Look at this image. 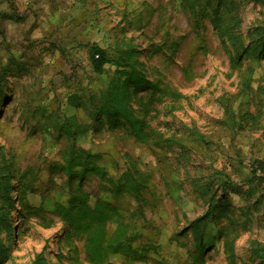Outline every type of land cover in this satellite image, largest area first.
Segmentation results:
<instances>
[{
	"label": "rangeland",
	"instance_id": "rangeland-1",
	"mask_svg": "<svg viewBox=\"0 0 264 264\" xmlns=\"http://www.w3.org/2000/svg\"><path fill=\"white\" fill-rule=\"evenodd\" d=\"M230 1L237 7L226 5L221 13L231 24L241 19L236 33L244 36L243 50L251 46L249 30L264 24V0ZM209 2L218 4L0 0V163L12 165L15 186L9 214L14 235L0 234L9 249L0 264H51V258L54 264H88L83 239L67 235L53 211L74 187L107 197L126 221L137 207L96 175L68 182L59 164L74 141L56 127L68 118L76 126V148L99 154L108 178L126 170L145 177L148 205L145 219L137 217L136 245L152 251L136 264H195L193 239L182 231L201 216L217 236L206 264H264L251 252L252 241L264 243V169L260 183L249 184L253 169L264 167V54L239 57L230 44L226 49L204 14L212 12ZM93 44L113 57L128 44L139 48L133 58L142 56L144 72L164 89L154 96L141 91L132 102L149 125V142H138L125 124L111 129L95 120L94 94L116 67L110 63L103 76L94 73ZM28 203H41L43 211L29 214L22 209ZM115 229L109 226L110 235ZM124 261L114 255L107 264Z\"/></svg>",
	"mask_w": 264,
	"mask_h": 264
},
{
	"label": "trees",
	"instance_id": "trees-1",
	"mask_svg": "<svg viewBox=\"0 0 264 264\" xmlns=\"http://www.w3.org/2000/svg\"><path fill=\"white\" fill-rule=\"evenodd\" d=\"M229 4L237 7L236 2L218 0L215 7L210 2L208 3L212 8V12L204 10L205 16L211 20L223 46L226 48L230 44L239 57L243 54L246 56H262L264 54V24L252 27L249 30L247 37L251 38V46L244 47L241 50L244 46L242 45L244 36L236 33L241 19L237 16L234 18L235 23L231 24L227 22L223 13H221L222 8ZM129 46L128 44L126 49L119 50L117 57H113L107 49L98 44L90 46L89 57L94 73L103 76L106 73V65L110 63H113L116 67L113 75L103 81L102 89L94 94L96 101L92 112L96 121L107 124L111 129L125 124L130 134L138 142L147 143L151 138L149 125L144 117L137 115L132 102L135 95L140 94L141 91H150L154 96L157 93H163L164 89L159 86L158 82L148 78L143 69L145 63L143 59L141 60L142 56L136 60L133 58L141 50L135 46ZM226 52L232 55L229 49ZM141 98L142 96L137 98L139 104L142 101ZM231 120L235 123L234 118ZM56 127L74 141L63 155L62 163L59 164L60 169L66 173L70 184L77 179L81 180L86 175H96L105 183L107 181L113 183L110 191L115 196L128 195L134 198L137 203L136 208L129 209V217L126 221L122 210L108 200L107 197L93 195L81 186L74 187L68 193L66 200L57 201L54 204L53 211L65 224L66 234H75L83 239V250L88 264H107L114 255H123L125 264H127V260L131 261V264L146 261L152 248L136 245L141 235L136 223L138 218L145 219L144 207L148 205V201L144 196V192L148 188H145L142 184L145 177L136 170H126L118 179L108 178L106 168L96 161V158L100 156L99 154H91L76 148V126L72 118L57 123ZM11 169L12 165H1L0 163V201L2 202L0 205V234L7 231L9 239L14 235L9 221L10 206L12 207L14 204L10 191L15 188L10 182ZM261 169H264V167L260 163L253 169L250 185L260 183L256 181L263 179L262 175L258 174ZM5 170L9 171L10 175H7ZM22 209H27L29 214H37V212L43 211V206L41 203L38 206L28 203L25 207L22 206ZM114 223L116 229L110 235L109 226ZM182 235L190 236L193 239V260L195 264H206L205 256L210 252L208 250L213 247L214 238L217 237L215 234L210 233L206 216L197 217L190 222L189 228L183 230ZM251 246V252L255 257L264 258V243L252 241ZM230 250L233 253L234 249L232 247ZM8 255L9 249L0 241V261H5ZM233 255H231V258ZM38 257L41 259L40 255Z\"/></svg>",
	"mask_w": 264,
	"mask_h": 264
},
{
	"label": "bare ground",
	"instance_id": "bare-ground-1",
	"mask_svg": "<svg viewBox=\"0 0 264 264\" xmlns=\"http://www.w3.org/2000/svg\"><path fill=\"white\" fill-rule=\"evenodd\" d=\"M143 62H144V59H143ZM49 262L51 263V264H54V260L51 258V259H49Z\"/></svg>",
	"mask_w": 264,
	"mask_h": 264
}]
</instances>
